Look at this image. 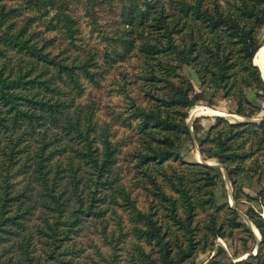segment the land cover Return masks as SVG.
<instances>
[{"label":"trees","instance_id":"1","mask_svg":"<svg viewBox=\"0 0 264 264\" xmlns=\"http://www.w3.org/2000/svg\"><path fill=\"white\" fill-rule=\"evenodd\" d=\"M103 12L115 19L105 24ZM83 26L100 48L84 42ZM263 45L264 0H0V264H81L63 249L70 233L122 213L133 226L117 242H133L128 264H194L218 237L244 240L234 257L250 248L256 239L239 210L217 202L223 169L187 160L182 142L193 140L191 108L215 104L218 93L236 114L264 117L255 64ZM133 57L135 75L122 70L123 81L110 83L124 105L101 118L96 104L80 100L87 82L99 85ZM184 66L199 91L179 72ZM200 129L193 125L196 136ZM128 145L131 186L117 169ZM200 152L227 170L236 205L264 208V120L218 117ZM253 180L256 196L244 185ZM135 187L150 199L148 210ZM244 213L262 234L259 251L233 263L219 246L211 264H264V217L254 206ZM106 223L100 233L108 239ZM118 253L103 259L120 264Z\"/></svg>","mask_w":264,"mask_h":264},{"label":"rangeland","instance_id":"2","mask_svg":"<svg viewBox=\"0 0 264 264\" xmlns=\"http://www.w3.org/2000/svg\"><path fill=\"white\" fill-rule=\"evenodd\" d=\"M103 14H104L103 18H106L104 21L105 24L115 19V16L110 15L107 12H103ZM83 28L85 30V34H84L85 39H83L84 42H88L91 46L100 48V45L98 43L100 42V37L96 33H93V37H91L89 32H91L92 28L90 26L89 27L83 26ZM262 50H264V48H262ZM262 50L260 52H262ZM257 56L255 57V62ZM139 64H140L139 59L137 57H133L128 61L124 62L122 65L113 68L111 70L112 73H109L105 77H102L99 85L98 84L95 85L94 83L87 82L86 92L80 100L83 103L96 104V106L99 109L98 111L99 116H101V118L103 119L107 118V114L110 111L107 108L108 106L118 107L117 110H121L120 106H123L124 102L119 97L110 94L109 91L112 88L110 86V83L112 82L113 79H116L120 82L123 81L120 75V72H122V70L126 71L128 77H133L137 72V66ZM258 65L261 67L262 74L264 76V66L260 64ZM120 66H122L123 69ZM179 72L190 79L196 91L200 90V81L198 79L197 74L191 67L184 66ZM131 86L132 88H135V85L131 84ZM211 94L212 92L208 91L206 95L207 97H209ZM214 100H215V104L213 105H209L207 101H202L199 104H196L189 111L187 123L189 124L192 130L193 140L189 141L188 139H186L184 142H182V153L190 152L185 157L189 161H194L199 163L208 162L210 164H216V165L218 164V166H220L223 169L225 181L223 184L219 185L216 189L217 202L223 203L228 200L233 207L237 208L240 214L242 215V217H244L248 226L251 228L252 232L254 233L256 240L255 242L249 241L248 245L250 246V248L241 252L240 255L234 257L233 256L234 251H236V249L241 250L244 240H241L240 236L236 237L235 235H234L235 239L218 237L215 240V243L209 249H207L206 251L198 252L197 256L193 260L194 264H211V261L215 258V256L219 252L218 249L219 246H222L225 249L228 257L233 263H236L237 261L245 260L250 254L253 255L257 254L263 238L262 234L260 233V230L253 224V222L244 212L249 208V206H254L259 212H261V215L264 217V208L261 207L260 204H257L255 202L246 203L242 201L244 199L240 200L239 204L236 205V201L234 200L233 197L234 187L231 180L229 179L227 170L220 162H217L215 159H209L206 161L200 152L201 140L204 139L211 126H213L217 122L218 117H224L230 123L248 122L251 120H257L261 118L249 119L236 114L235 103L228 98H224L221 93H218L214 98ZM195 123L201 126V129L197 134V136H199V141L197 139L196 134L193 131V125ZM124 132H125L124 130H121L120 132L121 136L127 133ZM122 149L123 150L122 153L120 154V159L117 169L119 170L120 177L123 178V180L127 183L128 186H131L132 183H134L135 170L131 168L130 164L127 161L124 160V157L122 155L124 152H126L129 149V145L122 147ZM262 160L263 159H261V161ZM244 185H245V190L253 196H256L257 191L261 188V185L256 180L245 182ZM133 195L137 196L138 205L144 210H148V208L151 205V202L150 199L147 197L146 192L144 190L135 187L133 190ZM118 210L122 211L121 209ZM91 222L92 220H86L83 223L82 229L80 231H78L77 233L71 232L70 233L71 240H68L66 242L63 249L70 250L72 253L74 250V252L78 255V256L76 255L77 257H75L74 259L76 260V262H80L81 264H107L103 258L105 257L109 258L113 253H117V252H119L118 254H122L119 256H123L122 257L123 259L120 261V264H128L125 257L129 255L130 251L135 250V249H131L133 246V242L128 240L129 238H127L125 244L120 243L118 245L117 243L120 238L124 237L123 233L130 234L129 236L132 237L131 233L133 231V226L127 219L126 214L122 213V217H117L111 214L107 215V223L103 222V224L106 223L108 225L106 229L108 239L103 237L102 234L100 233L103 224L96 222L91 223ZM107 242H111L112 245L113 244L118 245L120 251L118 249L114 250ZM121 248L123 249L121 250ZM73 256H74L73 254L65 255L64 258L69 259V258H73Z\"/></svg>","mask_w":264,"mask_h":264},{"label":"bare ground","instance_id":"3","mask_svg":"<svg viewBox=\"0 0 264 264\" xmlns=\"http://www.w3.org/2000/svg\"><path fill=\"white\" fill-rule=\"evenodd\" d=\"M256 62L257 64L264 66V50H262V52H259Z\"/></svg>","mask_w":264,"mask_h":264},{"label":"water","instance_id":"4","mask_svg":"<svg viewBox=\"0 0 264 264\" xmlns=\"http://www.w3.org/2000/svg\"><path fill=\"white\" fill-rule=\"evenodd\" d=\"M262 48H264V45H263V47ZM262 48L258 51V53L256 54V56L259 54V52L262 50ZM255 64H256V62H255ZM256 65H258V64H256ZM259 66V65H258ZM259 68L261 69V67L259 66ZM261 71H262V69H261ZM264 120V118H261V119H257V120H251V121H256V122H260V121H263ZM207 164H209V165H213V166H218V164L216 165V164H210V163H208L207 162ZM253 231H254V229H253Z\"/></svg>","mask_w":264,"mask_h":264}]
</instances>
